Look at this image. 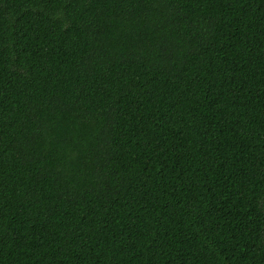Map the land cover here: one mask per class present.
Segmentation results:
<instances>
[{"label":"trees","instance_id":"obj_1","mask_svg":"<svg viewBox=\"0 0 264 264\" xmlns=\"http://www.w3.org/2000/svg\"><path fill=\"white\" fill-rule=\"evenodd\" d=\"M0 264H264V0H0Z\"/></svg>","mask_w":264,"mask_h":264}]
</instances>
